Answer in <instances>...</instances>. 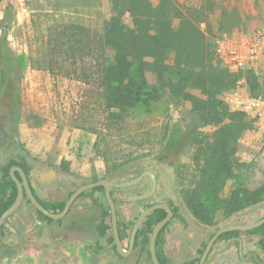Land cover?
Segmentation results:
<instances>
[{
    "label": "trees",
    "instance_id": "16d2710c",
    "mask_svg": "<svg viewBox=\"0 0 264 264\" xmlns=\"http://www.w3.org/2000/svg\"><path fill=\"white\" fill-rule=\"evenodd\" d=\"M230 1L202 0L199 6H194L177 0L156 3L110 0L112 14L104 21L102 31L64 22L55 16L42 35V50L37 58L14 53L7 26H3L0 99L10 101V117L14 123L19 121L24 74L28 69L43 70L54 77L87 85L94 83L100 90V102L108 113L110 127L117 128L129 115L139 118L148 114L169 97L171 104L182 106V120L168 122L156 159L168 161L192 144L195 150L192 166L185 165L181 171L185 205L204 226L214 227L229 221L264 203V183L250 189L247 178L251 166L238 157L239 142L254 129L255 121L244 112H232L223 101L224 94L236 89L240 80H244L252 97L264 95V82L259 74L250 69L232 73L217 55L216 41L243 26L240 13ZM208 127L213 132L204 133ZM16 149L19 155L1 168L0 191L9 190L12 185L16 191L9 177L12 163L26 174L32 170L21 147ZM138 159L128 154L126 161L110 167V173L124 170ZM230 184L231 191L225 196ZM152 219L150 216L148 225L153 223ZM255 234L263 236L264 247V225L247 233ZM241 235V232H229L217 243L229 242ZM148 241L145 236L144 242ZM164 243L160 241L158 258L161 264H170L161 246ZM198 263L196 260L188 264Z\"/></svg>",
    "mask_w": 264,
    "mask_h": 264
},
{
    "label": "rangeland",
    "instance_id": "374dc122",
    "mask_svg": "<svg viewBox=\"0 0 264 264\" xmlns=\"http://www.w3.org/2000/svg\"><path fill=\"white\" fill-rule=\"evenodd\" d=\"M151 1L156 3L159 0ZM177 1L194 6H199L202 2V0ZM28 2L38 11L34 22V15L28 14ZM230 3L240 13L243 26L216 41L217 55L223 60L226 68L225 56L242 40L253 42L261 38L264 48V0H231ZM110 7V0H0V41L4 33L3 26H7L11 50L17 55L31 54L37 58L42 50V35L48 25L53 23L55 16L58 15L56 18L64 22L79 23L102 31L104 21L112 14ZM49 11H54V14L43 15L49 14ZM126 23L130 24V20L126 19ZM242 69L254 70L264 82V50L257 60L247 62ZM20 92L22 115L16 123L10 117V101L0 99V142L17 141L34 175L44 173L47 169H54L59 176L61 175L59 182L63 180L64 184L76 178L88 179L92 175L95 177L116 175L123 170L110 173V167L116 162L126 161L128 154L139 157V162L154 164L160 168V160L156 159V154L165 128L168 122L171 124L180 122L183 114L182 106L176 107L171 104L169 97H165L150 113L139 118L129 115L122 126L110 127L108 113L103 110L100 102V90L94 83L87 85L75 80L54 77L46 71L37 69H28L25 72ZM223 101L232 112H244L255 121L254 129L248 132L238 145V157L241 162L251 166L247 183L253 190L264 183V95L252 97L244 80H240L236 89L224 94ZM213 130L208 127L203 132L208 134ZM150 148L155 149L154 152L149 150ZM194 151L193 145L188 144L181 150L179 156H172L175 161L165 162L167 170L163 188L167 196L168 192L170 193L181 213L190 222L191 229H188L185 235H190L192 239L201 233L203 244H197L192 253L180 248L178 238L174 237L180 226L175 221L165 247L170 264H185L189 260L199 261L201 255L196 251H202L216 230L233 219L220 222L214 227L204 226L186 207L181 194V171L185 165L192 166L191 158ZM41 180L44 181V178L41 177ZM230 191L231 184L226 188L224 195L228 196ZM126 194L128 190H121L116 195L120 198ZM119 207L123 212L126 205L120 202ZM263 212H258L256 216L249 214L239 222V225H243L244 222L252 224ZM247 242V249L252 250L253 240L248 239ZM226 245L227 249L220 250ZM239 255V239L219 242L213 247L206 264H237ZM249 259L251 260V255Z\"/></svg>",
    "mask_w": 264,
    "mask_h": 264
},
{
    "label": "flooded vegetation",
    "instance_id": "af4514ba",
    "mask_svg": "<svg viewBox=\"0 0 264 264\" xmlns=\"http://www.w3.org/2000/svg\"><path fill=\"white\" fill-rule=\"evenodd\" d=\"M8 146L9 148H6ZM18 146L17 143H10L7 140L0 142V181L2 180L1 168L10 162L13 156L19 155L16 149ZM15 160L17 161V158ZM170 160L175 161L174 159ZM165 162L168 161L161 159L159 168L154 164L138 161L116 175L101 177L92 175L88 179L78 180L76 178L68 184H64L63 180L59 182L61 175L59 176L54 169H47L39 175H34L31 170L29 174H26L31 195L50 216L45 215L33 204L29 193L24 189L20 207L1 222L3 216L19 196L17 183L10 174L13 167L19 166L12 163L9 168V177L12 179L16 191L13 190V185L9 190L0 191V264H153L150 252L151 238L155 227L167 218L168 211L166 209L154 210L137 229L134 243H132V236L140 215L155 205H166L173 213L171 220L158 235L157 255L160 241L164 240L165 243L161 246H163L164 255L167 257L165 247L168 236L172 234V225L175 221L180 226V230L174 234V237L179 240V247L192 253L197 244H203V234L199 233L192 239L190 235H185L186 231L191 229L190 222L181 213L170 193L168 192L167 196L163 188L167 170ZM51 171L56 172L52 179L41 180L45 174L51 176L49 174ZM149 172L156 179V190L148 199L135 200L153 190L154 183L151 176L148 175ZM14 175L23 184L17 171ZM143 175L142 180L133 186L118 187L120 184L135 181ZM99 181H106L109 184L116 204L118 218L116 231L122 246V253L118 250L112 213L106 199L104 186L82 193L70 207H67L80 187ZM121 190H128V194L125 197L117 198L116 194ZM154 199L156 200L153 201ZM120 202L126 205L123 212L119 207ZM156 211L158 212L154 214ZM263 211L264 207H261L252 214L256 216L258 212ZM150 216H153V223L148 225ZM263 219L264 212L252 224ZM242 224L248 225L245 222ZM241 233L242 235L238 238L240 240V255L237 264H264L263 236L259 234L250 236L247 235L248 232ZM145 236L149 238L148 243L144 242ZM248 239L253 240L252 250L247 249ZM196 252L202 256L201 250ZM250 255L251 260L249 259ZM192 261L189 260L185 264Z\"/></svg>",
    "mask_w": 264,
    "mask_h": 264
},
{
    "label": "water",
    "instance_id": "95a60500",
    "mask_svg": "<svg viewBox=\"0 0 264 264\" xmlns=\"http://www.w3.org/2000/svg\"><path fill=\"white\" fill-rule=\"evenodd\" d=\"M16 171L20 174V176H21V178L23 180V184L15 177L14 173ZM10 174H11V177L13 178V180L17 183L19 196H18L17 201L14 203V205L3 216L1 222L4 219H6L8 216L13 214L20 207V205L22 203L24 189L29 193L33 204L41 212H43L45 215L50 216V214L31 195V191H30V188H29V185H28V179H27V176H26V173L24 172V170L22 168H20V167H13L11 169ZM49 174L51 176H48V174H45L44 180L45 179H49V178L52 179L55 176L56 172L51 171ZM148 175L151 176V178L153 180V183H154L153 190L149 194L141 196V197H138L135 200L148 199L154 194V192L156 190V179H155V177H154V175L152 173L149 172ZM143 177H144V175L142 177H140L139 179H136L135 181L120 184V185H118V187L119 188H127V187H130V186H133V185L139 183L142 180ZM99 186H104V188H105L106 199H107L108 205H109L111 213H112V223H113L114 230H115V238H116V242H117V245H118V250H119V252L122 253V251H123L122 250V246H121V243H120V240H119V236H118L117 231H116L117 230V224H118L116 204H115V201L113 200V197H112V194H111V191H110V186H109V184L106 181H99V182L94 183V184H89V185L80 187L75 192V194L73 195L71 200L69 201L67 207H70L71 204L73 203V201L77 197H79L82 193H84V192H86L88 190H91L93 188L99 187ZM261 207H264V203L241 212L237 217L233 218L228 224H223L219 229H217L216 232L211 237V239L209 240V242L207 243V245H206V247H205V249H204V251L202 253V256H201L200 261H199L198 264H206V262H207V260L209 258V255L212 252L213 247L217 244L218 240L220 239V237L222 235H224L226 233H229V232H250V231H253L254 229L262 226L264 224V219L259 221V222H257V223L251 224V225H246V226L239 225V222L242 220V218L244 216L253 213L255 210H257V209H259ZM156 209H166L168 211L167 218L165 220H163L162 222H160L155 227L153 235H152V238H151V243H150V252H151V257H152L153 264H161V262H160V260L158 258V255H157V251H156L157 238H158V235H159L160 231L171 220V218L173 216L172 211L166 205H155V206L149 208L148 210L144 211L140 215V217L138 218V220H137V222L135 224V227H134V233H133V236H132V243H134L137 229L141 226L143 221Z\"/></svg>",
    "mask_w": 264,
    "mask_h": 264
},
{
    "label": "built area",
    "instance_id": "2783aa9c",
    "mask_svg": "<svg viewBox=\"0 0 264 264\" xmlns=\"http://www.w3.org/2000/svg\"><path fill=\"white\" fill-rule=\"evenodd\" d=\"M261 38L255 39L253 42L242 40L238 45L234 46L231 52L225 56V64L230 72H238L247 62H254L261 56L264 50Z\"/></svg>",
    "mask_w": 264,
    "mask_h": 264
},
{
    "label": "crops",
    "instance_id": "0c3cea01",
    "mask_svg": "<svg viewBox=\"0 0 264 264\" xmlns=\"http://www.w3.org/2000/svg\"><path fill=\"white\" fill-rule=\"evenodd\" d=\"M27 1H29V0H27ZM28 6H29L28 9H27V10H28V14H29V15H34V16H33V22H34V21H36V18H35V17H37V16H35V15H37V12H38V11H37L34 7L31 6L30 2H28ZM27 10H26V12H27ZM48 13H49V14L43 13V15H46V16H48V15H53V14H54V11H49ZM57 16H58V15H57ZM52 17H53V16H52ZM227 245L229 246L230 244L228 243ZM227 245L224 246L223 248H221L220 250H225V249H227V247H228Z\"/></svg>",
    "mask_w": 264,
    "mask_h": 264
}]
</instances>
